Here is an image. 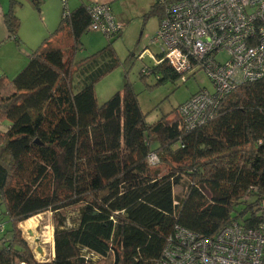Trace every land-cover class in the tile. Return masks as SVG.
Returning <instances> with one entry per match:
<instances>
[{"label":"trees","instance_id":"1","mask_svg":"<svg viewBox=\"0 0 264 264\" xmlns=\"http://www.w3.org/2000/svg\"><path fill=\"white\" fill-rule=\"evenodd\" d=\"M25 1L40 10L42 0ZM159 1L146 17H161ZM21 5L8 0L3 14L6 39L18 44ZM86 5L61 15L12 79L0 74V201L11 222L0 264H156L175 225L213 237L232 221H264V77L238 85L191 128L182 103L148 123L128 82L98 105L94 84L119 59L111 41L74 59L90 23ZM151 58L141 77L180 79L163 54ZM152 153L176 166L160 175ZM47 210L54 255L38 261L17 223Z\"/></svg>","mask_w":264,"mask_h":264},{"label":"built area","instance_id":"2","mask_svg":"<svg viewBox=\"0 0 264 264\" xmlns=\"http://www.w3.org/2000/svg\"><path fill=\"white\" fill-rule=\"evenodd\" d=\"M67 1L61 0L63 16L69 13ZM159 3L163 12L150 43L159 48L181 81H186L187 73L202 69L213 84V91L200 89L179 106L191 128L212 118L238 85L264 77V0ZM86 10L88 30L111 36L122 29L107 2H90ZM220 54L224 57L219 58ZM158 161L156 153L149 155L150 165ZM156 264H264V221L253 228L232 221L213 237L175 225Z\"/></svg>","mask_w":264,"mask_h":264},{"label":"rangeland","instance_id":"3","mask_svg":"<svg viewBox=\"0 0 264 264\" xmlns=\"http://www.w3.org/2000/svg\"><path fill=\"white\" fill-rule=\"evenodd\" d=\"M80 1L86 0H68L67 8L69 11L74 9L75 5L79 6L82 4L79 3ZM155 1L157 0H108L107 3L109 4L111 13L115 20L122 24V29L117 34L113 35V37H107L102 31L87 30L82 34L80 38V47L75 51L74 55L75 60L82 59L111 41L119 59V64L115 69L94 84L96 101L98 105L102 104L114 93L118 91L121 92L124 83L128 82L137 95L139 106L142 112L146 114V121L148 123H153L161 116L170 113L175 107L185 102L189 96L200 89L206 88L209 91H213V84L202 69H198L193 73H187L185 77H188L185 82L178 78L175 82L165 80L155 85L157 77L153 74L141 77V68L151 67L155 63L150 57V54H157L159 51L156 45L150 43V39L154 36L158 27L159 15L157 12L148 17L145 15L151 3ZM59 2L62 15L63 6L61 0H59ZM90 2L99 1L92 0ZM22 10L23 27L21 26L18 32L22 34L23 40L25 38L28 43H33L34 45L38 44L34 48H29V44H26L25 41L17 45L19 51L22 52V63H24V66H22L19 71L25 67L31 52L35 50L41 42V40L39 42L32 41L31 30L28 29L31 28V25H34L31 14H34L36 19L39 20L40 12L34 9L29 2H27V7L26 5H21L20 11ZM17 16L20 20L19 13ZM58 19L56 20V26L58 24ZM39 24H42L43 28L46 27L41 21H39ZM54 28H51L47 32V36ZM62 36L63 35L57 37V40H51L50 44L55 46L58 42L61 43L60 37ZM218 57L223 58L224 54H220ZM18 72L11 76L2 73L7 78L12 79ZM174 166H176V163L171 161L159 163L156 168H158L160 175H163L169 172L170 168ZM184 183L185 180L182 178L178 184L173 186L175 195L184 192ZM262 210H264V203H262ZM74 216V213H70L68 215V220ZM31 219L33 222H29ZM0 223L5 231L3 235L0 231V236H5L4 240H7L6 236L9 235L8 230L10 229L11 222L5 214V207L1 201ZM17 225L20 229L21 236L27 241L34 257L38 261H43L44 258H49L51 256L50 246L53 240V217L51 211L47 210L40 212L17 223ZM36 238L37 240H35ZM37 246L41 247V253L37 251Z\"/></svg>","mask_w":264,"mask_h":264},{"label":"crops","instance_id":"4","mask_svg":"<svg viewBox=\"0 0 264 264\" xmlns=\"http://www.w3.org/2000/svg\"><path fill=\"white\" fill-rule=\"evenodd\" d=\"M92 0H86V1H80L79 3H88ZM99 2H108V0H97ZM152 4V3H151ZM22 5H26L27 7V1L22 0ZM77 6V5H75ZM74 6V8H75ZM8 8V0H0V74H6L7 76L14 75L16 72L24 66L23 60H22V52L19 51V48H17L18 43L13 41L12 39H6L7 32L6 28L4 26L3 22V14ZM21 8V6H20ZM20 8L18 7L16 9V14L20 16V27H23V19H22V11H20ZM20 11V12H19ZM34 11V10H33ZM39 20L36 19V16L34 14H31V19L34 22V25H31V28H28L31 30V40L34 42H39L47 36V32L56 26V20L58 19V22L61 17V8H60V2L59 0H42V5L40 6L39 10ZM39 21L43 23L46 27L43 28L42 24H39ZM20 42H24L26 44H29V48H34L36 45L33 43H28V41L24 38L22 34L18 32L17 35ZM40 42V43H41ZM39 43V44H40ZM18 50V51H17ZM29 50V49H28ZM17 70V71H16ZM3 72V73H2ZM50 257L44 258V260H48L53 257L54 255V245L53 240L52 244L50 246ZM43 260V259H42Z\"/></svg>","mask_w":264,"mask_h":264},{"label":"water","instance_id":"5","mask_svg":"<svg viewBox=\"0 0 264 264\" xmlns=\"http://www.w3.org/2000/svg\"><path fill=\"white\" fill-rule=\"evenodd\" d=\"M29 233H30V232H29ZM35 240H37V238H36ZM36 249H37V251H38V252H40V253L42 252V250H41V247H40V246H37V248H36Z\"/></svg>","mask_w":264,"mask_h":264},{"label":"bare ground","instance_id":"6","mask_svg":"<svg viewBox=\"0 0 264 264\" xmlns=\"http://www.w3.org/2000/svg\"><path fill=\"white\" fill-rule=\"evenodd\" d=\"M29 222H33V220L31 219V220H29Z\"/></svg>","mask_w":264,"mask_h":264}]
</instances>
